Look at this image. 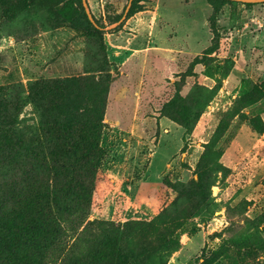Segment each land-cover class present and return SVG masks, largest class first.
I'll return each instance as SVG.
<instances>
[{
    "label": "rangeland",
    "instance_id": "obj_1",
    "mask_svg": "<svg viewBox=\"0 0 264 264\" xmlns=\"http://www.w3.org/2000/svg\"><path fill=\"white\" fill-rule=\"evenodd\" d=\"M86 2L102 31L76 29L67 23L48 26L39 11L0 28V95L10 97L16 88L26 91L39 79L87 73V36H101L115 79L107 95L104 154L89 219L159 224L172 210L176 196L165 182L180 188L195 177L204 144L219 115L235 108L242 80L259 84L264 78V5L236 2L221 8L216 18L220 48L211 56L208 76L202 66H196L180 92L184 96L196 82L212 98L193 129L185 133L159 113L174 94L177 74L209 45L211 9L206 1L137 0L114 26L116 22L109 24L110 20L123 14L128 0ZM19 34L26 37L17 42L14 36ZM225 59L233 66L222 75ZM252 108L240 109L246 119L223 154L206 155L215 180L209 205L202 215L184 221L174 250L159 256L165 264H198L204 254L240 231L247 235L255 260L264 264V222L257 221L264 211V133L256 131L264 126V113L255 126ZM39 118L38 109L25 103L14 134L25 139L35 135Z\"/></svg>",
    "mask_w": 264,
    "mask_h": 264
},
{
    "label": "trees",
    "instance_id": "obj_2",
    "mask_svg": "<svg viewBox=\"0 0 264 264\" xmlns=\"http://www.w3.org/2000/svg\"><path fill=\"white\" fill-rule=\"evenodd\" d=\"M205 1L211 9L209 45L177 74L172 82L174 94L159 113L185 133L193 129L212 96L196 82L184 96L180 92L196 66H202L208 76L211 56L220 48L216 18L224 5L236 3ZM258 4L264 5H242ZM31 11H39L48 26L67 23L76 29L100 30L87 18L81 0H0V28ZM121 16L116 14L109 24ZM23 36L14 37L19 42ZM84 54L89 64L85 74L39 79L26 91L16 88L10 97L0 95V264H165L159 256L174 250L184 221L202 215L209 205L215 180L206 155L219 157L229 146L246 119L241 108L253 106L255 126L264 113V78L259 84L243 79L235 108L219 115L204 144L195 177L180 188L165 182L176 196L172 210L159 224L154 220L89 219L104 154L101 141L107 95L115 76L101 36H87ZM232 66L230 60H223L222 75ZM25 103L40 115L37 132L28 139L13 132ZM257 129L264 133V126ZM257 221L264 222V211ZM198 264L261 263L253 257L247 235L240 231L227 238L225 245L204 254Z\"/></svg>",
    "mask_w": 264,
    "mask_h": 264
},
{
    "label": "water",
    "instance_id": "obj_3",
    "mask_svg": "<svg viewBox=\"0 0 264 264\" xmlns=\"http://www.w3.org/2000/svg\"><path fill=\"white\" fill-rule=\"evenodd\" d=\"M231 1H236V2H241V3H264V0H231ZM81 2H82V6H83V8H84L85 14H86L87 18L89 19V21H90V22L93 24V26H95L96 28H98V29H100V30H103L104 28L99 27V26L96 24L95 20L93 19V16H92L91 12L89 11V8H88V5H87L86 0H81ZM131 2H132V0H128L127 5H126V7H125V9H124V12H123V14H122L120 20H121V19L125 16V14L128 12V10H129V8H130V6H131ZM120 20H119V21H120ZM119 21H118V22H119ZM118 22H116L115 24H113V26L116 25Z\"/></svg>",
    "mask_w": 264,
    "mask_h": 264
},
{
    "label": "crops",
    "instance_id": "obj_4",
    "mask_svg": "<svg viewBox=\"0 0 264 264\" xmlns=\"http://www.w3.org/2000/svg\"><path fill=\"white\" fill-rule=\"evenodd\" d=\"M157 12V15H158V11H156ZM127 47H130V46H126V48ZM132 48V47H131ZM148 48H149V45H148ZM132 50H136L135 48H132ZM176 51H178V50H176Z\"/></svg>",
    "mask_w": 264,
    "mask_h": 264
}]
</instances>
